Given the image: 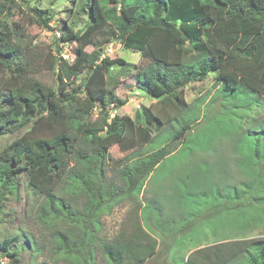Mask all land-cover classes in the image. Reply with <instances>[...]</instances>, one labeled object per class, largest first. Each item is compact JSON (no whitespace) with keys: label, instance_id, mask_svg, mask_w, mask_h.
I'll use <instances>...</instances> for the list:
<instances>
[{"label":"trees","instance_id":"obj_1","mask_svg":"<svg viewBox=\"0 0 264 264\" xmlns=\"http://www.w3.org/2000/svg\"><path fill=\"white\" fill-rule=\"evenodd\" d=\"M77 1L84 3L83 8L87 5L88 22L83 30L67 27L62 32L60 41L73 40L78 45L72 63L55 58L59 81L55 91L28 76L29 65L4 20L14 0H0V69L11 73L8 84H12L6 86L9 106L0 107V137L29 126L0 151L1 188L13 194L15 179L24 173L31 191L44 197L38 214L50 223L74 226L57 231L55 237L56 254L70 264H95L93 233L100 218L126 200L135 201L129 228L122 227L118 235L103 241L102 248L108 264H145L157 247L142 221L148 210L145 203L163 209L154 198L145 202L147 180L178 150L174 146L193 136L191 130L204 119L195 137L201 138L206 127L209 132L234 137L236 157L230 161L215 147L212 153L204 148L208 154L194 166L199 176L192 188L199 193L205 190L216 204L250 218V230H264V0ZM32 12L42 27L52 30V15L39 9ZM112 41L140 53L137 88L156 100L162 111L177 107L176 117L163 120L151 107H143L135 119L119 114L111 117L114 96L107 89L106 75L111 69L128 66L123 59L102 58ZM90 45L97 49L87 52ZM82 75L79 87L68 92V82L75 84ZM210 75L215 80L214 100L221 101V109L209 117L207 108L201 117L200 109L185 101L184 91ZM125 104L117 101L114 108L119 110ZM94 112L98 117L92 120ZM163 125H167L165 132H161ZM154 134H158L156 138ZM101 136H105L103 146ZM121 142L134 150L121 162L122 184L117 185L106 180L105 172L108 159L112 160L110 149ZM157 142L159 147L153 152L139 154L141 148ZM63 182L65 193L86 196L83 209H73L60 192ZM4 195L1 192L0 215ZM22 237L17 230L0 244L8 264H24L20 251L25 248L32 254L39 252L36 245H24L20 250L16 242ZM226 244L216 243L218 252L205 254L200 262L190 257L187 264H264V239L237 240V252L220 256L219 250Z\"/></svg>","mask_w":264,"mask_h":264},{"label":"rangeland","instance_id":"obj_2","mask_svg":"<svg viewBox=\"0 0 264 264\" xmlns=\"http://www.w3.org/2000/svg\"><path fill=\"white\" fill-rule=\"evenodd\" d=\"M72 1L14 0L9 17L4 19L12 32L13 43L20 47L22 59L29 65L28 76L55 91L59 83L57 68L54 69L55 58L63 57L72 63L78 45L73 40L60 41L62 32L66 31L67 27H71L74 31L83 30L88 22L87 5L83 8V2L78 3L76 0V4L73 5ZM33 9H39L47 12V15H52L53 20L50 24L52 30L39 24L34 17ZM111 43H113L114 53L109 58L111 60L123 59L128 63L127 67L111 69L106 75L107 89L112 91L114 96V101L110 104L112 109H115L114 105L117 101H124L126 104L118 110L121 117L129 116L135 119L136 113L143 107H151L155 115L163 120L165 117H176L179 114L177 107L162 111L161 105L156 100L149 98L137 88L135 76L136 66L142 64L140 53L136 50H126L118 42L112 41ZM95 49L97 48L94 45L86 48L89 53ZM83 76H80L75 84L68 82L66 90L73 92L74 88H78ZM10 78V72L0 69V107L3 108L9 106L5 96L8 95L6 86L12 85L11 82L8 84ZM214 83V75H210L204 82L192 84L184 91L185 101L190 106L200 109V114L204 111L203 114L206 115L208 108L209 117L219 114L221 109V101L214 100L216 92ZM79 96L84 98L82 92ZM94 113L92 120L98 117L97 112ZM203 121L204 119L191 130L193 136L188 138V141L183 140L182 144L174 146L173 149L178 150L163 160L160 167L154 170V174L147 180L145 202L154 198V203L159 201L163 209L160 211L155 205L151 206L153 203L144 202L148 205V210L143 214L142 221L157 241L155 254L145 264H187L190 257L200 262L205 254L216 253L214 245L219 242L227 243L219 250V255L229 257L232 252H237L235 245L237 240L264 239L263 229L250 230V218L238 215L231 207L225 208L221 204H216L214 197L205 190L199 193L192 188L195 179L199 176L194 166L200 164L201 161H197L199 158L208 154L206 150H203L204 148L212 153L215 147L221 155L226 154L225 157L230 161H232L231 158L236 157L233 156L234 137L226 138L223 133L215 134L211 130L209 132L208 127L205 128L201 138L200 135L195 137L201 125L204 124ZM167 125L161 127V132L166 131ZM27 130L29 126L20 127L11 134L1 136L0 151L20 138ZM157 135L154 134L152 137L156 138ZM136 138L138 140V137ZM100 143L102 146L105 144V136H101ZM127 144L121 142L110 149L112 160L108 159L106 180L117 185L122 184L119 177L123 166L121 162L129 159L134 150V146ZM154 147L158 148L159 142L138 149L139 154L143 156L150 154ZM74 166L75 163L71 162L70 167ZM1 179L2 176H0ZM64 187L63 182L59 186L63 194L65 193ZM1 192L5 195L0 215V244L11 239L19 230L24 235L17 242L15 241L20 250L24 245H36L39 249L37 254H32L30 248L20 251V259L24 264H70L61 260L56 254L55 237L57 231H69L74 226L68 222L58 223L56 221L54 223L53 221L50 223L38 214L37 209L44 197L31 191L25 174L21 173L15 179L13 194H9L7 190L4 191L0 186V195ZM65 196L73 209L81 210L87 203L86 196L78 193L66 192ZM136 206L135 201L129 199L100 218L98 227L93 233L92 252L95 264H108L102 242L118 235L122 227L129 228L127 226L131 223L133 214L135 215ZM249 230L250 232H246ZM197 250L202 252L198 253ZM8 263V259L2 257V252H0V264Z\"/></svg>","mask_w":264,"mask_h":264},{"label":"built area","instance_id":"obj_3","mask_svg":"<svg viewBox=\"0 0 264 264\" xmlns=\"http://www.w3.org/2000/svg\"><path fill=\"white\" fill-rule=\"evenodd\" d=\"M112 44L113 43L106 46V48L103 51L102 58H109L112 56V54L114 53V48ZM118 114H119L118 110L112 109L111 117H114L115 115H118Z\"/></svg>","mask_w":264,"mask_h":264}]
</instances>
